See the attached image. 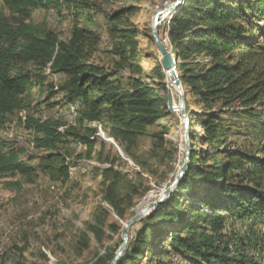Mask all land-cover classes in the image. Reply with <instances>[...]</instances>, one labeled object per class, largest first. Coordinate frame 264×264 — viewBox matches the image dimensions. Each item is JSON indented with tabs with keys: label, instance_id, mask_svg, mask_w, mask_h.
Returning <instances> with one entry per match:
<instances>
[{
	"label": "trees",
	"instance_id": "1",
	"mask_svg": "<svg viewBox=\"0 0 264 264\" xmlns=\"http://www.w3.org/2000/svg\"><path fill=\"white\" fill-rule=\"evenodd\" d=\"M2 1L9 16L0 11V124L5 115L25 109V95L48 74L66 80L56 91L50 86L46 101L63 93L66 103L81 106L79 116L86 127L61 131L50 120L26 118L24 127L41 152L37 166L28 165L12 144L0 141V179L18 176L33 183L42 175L67 184L63 145L71 138L85 146L77 159L94 156L108 165L96 169L103 201L123 219L132 196L121 191L122 174L114 169L117 159L96 151L97 131L87 124L102 127L132 160L144 137L166 152L164 138L169 134L167 127L148 133L169 115L166 99L158 94L165 75L158 66L159 82L146 81L151 77L140 65L139 31L121 20L131 10L110 17L113 62L105 67L94 61L100 42L95 31L76 24L69 39L61 41L31 21L33 10L48 8L44 0ZM166 34L180 61L191 121L203 133L190 132L189 162L177 191L142 221L116 264H170L160 258L170 253L180 264H261L245 254L261 253L264 239L259 232L245 243L222 232L233 219L264 227V0H185L169 17ZM241 136L258 143L240 146ZM201 146L208 150L200 151ZM233 241L235 255L229 248ZM78 244L80 250L88 248L85 236ZM113 258L114 253L94 264H111Z\"/></svg>",
	"mask_w": 264,
	"mask_h": 264
},
{
	"label": "rangeland",
	"instance_id": "2",
	"mask_svg": "<svg viewBox=\"0 0 264 264\" xmlns=\"http://www.w3.org/2000/svg\"><path fill=\"white\" fill-rule=\"evenodd\" d=\"M175 1L44 0V3H48V8L33 10L31 21L54 32L61 41L69 39L71 29L76 24L95 31L99 35L100 42L94 61L99 65L111 67L112 42L108 34L110 17L130 9V12L122 15L121 20L139 31L140 65L145 75L151 77L146 81L155 84L159 82L155 70L156 67H161V56L151 35L153 17ZM0 11L5 16H9V11L4 7L2 0H0ZM168 20L169 17L161 20L157 32L159 39L172 53L166 34ZM179 62L178 60V65ZM162 73L165 75L162 81L164 89H160L158 94L166 99V105L167 98H171L172 110L168 111V117L149 128L148 133H156L161 127L169 129V134L164 138L168 143L166 152L155 149L151 138L144 137L134 150L136 159L132 160L112 139V142L108 141L110 138L107 131L96 125L94 128L95 123L87 124L97 131L94 135L98 143L96 151L100 149L103 154H110L117 159L114 169L122 174L121 191L132 196V207L126 211L125 217L123 219L116 217L112 209L103 201V186L96 169H104L108 165L100 164L94 156L89 160L85 156L77 159V155L84 152L85 146L69 138L63 145L69 165L67 184L52 182L42 175L33 183H28L18 176L0 179V264H94L107 255L114 253L115 257L120 249H126L128 239L140 228L142 221L154 211L156 203L166 202L171 193L177 191L186 171V169L183 171V168H187L189 162L190 132L195 131L201 135L203 131L191 121L189 115L191 104L186 105L189 103V100L186 102L185 99L186 90L181 88L183 104L179 109V94L169 85L167 73L163 71ZM121 75L127 76L125 73ZM65 80L66 78L62 76L48 74L43 83L36 80V85L24 97L25 109L12 115H5L0 124V141L9 142L20 150L21 158L32 167L37 166L41 152L34 147L32 132L24 127L23 121L26 118L43 122L50 120L59 124L63 130L73 127L83 131L86 127L81 124L79 116L81 106L74 108L76 102L66 103L64 98H59L60 93L46 101L50 86L56 91ZM182 114L188 121L187 142ZM237 142L240 146L246 147L257 144L258 140L250 136H241ZM171 150L174 151L172 157ZM199 150L207 151L208 148L201 146ZM149 195L152 196L151 202H153L150 209L142 216L137 215L136 209ZM133 219L135 220L131 222ZM225 224V231L222 233L226 237L234 234L233 240L239 238L244 243L246 239L253 240L263 229V227L252 228L250 221L238 219ZM112 227L115 229L112 230ZM92 228H96L99 234ZM84 236L88 241V248L80 250L78 243ZM231 243L229 244L233 246V250L230 252L235 255V242ZM165 247L169 251V245L166 244ZM251 247L249 244L247 248ZM245 254L264 264V247L261 253ZM173 255L170 253L160 258L168 260L170 264H180ZM153 259L151 257L150 261H154Z\"/></svg>",
	"mask_w": 264,
	"mask_h": 264
},
{
	"label": "water",
	"instance_id": "3",
	"mask_svg": "<svg viewBox=\"0 0 264 264\" xmlns=\"http://www.w3.org/2000/svg\"><path fill=\"white\" fill-rule=\"evenodd\" d=\"M184 1L185 0H176L173 4H171L167 8H164V9L158 11L153 17L152 29H151V35H152L153 42H154V44L158 50L159 55L161 56L160 65H161L162 71L168 72V74L174 78L176 85L179 86L181 106L183 104V99H182L183 93H182V89H181L182 83H181L179 75L177 73L178 55L172 54L170 51L167 50V48L164 46V42L161 41L158 37L157 27L163 18L170 17L174 13L176 8L180 5H182L184 3ZM167 108H168V111L172 110V100L170 97L167 98ZM182 112L184 113L183 109H182ZM182 117H183V128L185 129V140L187 142L188 121H187L184 114H182ZM185 169L186 168L184 167L183 171ZM180 175H181V173L179 174V176ZM179 176H178V178H179ZM176 182L177 181H175V184H176ZM159 204H160V202H159ZM156 205H158V202L156 203ZM135 219H133L131 222H133ZM123 250L124 249H120V252L117 253V255L112 260L111 264H116L118 259L121 257V254L124 253Z\"/></svg>",
	"mask_w": 264,
	"mask_h": 264
},
{
	"label": "bare ground",
	"instance_id": "4",
	"mask_svg": "<svg viewBox=\"0 0 264 264\" xmlns=\"http://www.w3.org/2000/svg\"><path fill=\"white\" fill-rule=\"evenodd\" d=\"M178 65V64H177ZM165 73H167V76L169 77L168 78V83H169V85H171L172 87V89H173V91L174 92H176V93H178L179 94V103H178V107H179V109L181 108V102H180V90H179V86L178 85H176V83H175V81H174V78L173 77H171L169 74H168V72H165ZM58 96V95H57ZM59 98L60 99H62V98H64V95H63V93H60L59 94ZM76 105V106H75ZM74 105V108H77L78 107V104L76 103ZM73 114H75V111H73ZM60 130L62 131L63 129H61L60 128ZM100 132H101V134H103V132L100 130ZM108 141H111L112 142V140L111 139H109ZM120 154H121V152H120ZM164 190H166V189H164ZM154 196V195H153ZM155 200V199H154ZM152 201V196L151 195H149L148 197H146L144 200H143V202L140 204V206L136 209V213H137V215H139V216H142V215H144V214H146L147 212H148V210L150 209V206L152 205V203L153 202H151ZM225 231V230H224ZM243 234H245V233H243ZM261 236L264 238V227H263V229H262V231H261ZM235 245V244H234ZM229 248L231 249V250H233V246H229ZM253 258V257H252Z\"/></svg>",
	"mask_w": 264,
	"mask_h": 264
},
{
	"label": "built area",
	"instance_id": "5",
	"mask_svg": "<svg viewBox=\"0 0 264 264\" xmlns=\"http://www.w3.org/2000/svg\"><path fill=\"white\" fill-rule=\"evenodd\" d=\"M69 120H72V119H69Z\"/></svg>",
	"mask_w": 264,
	"mask_h": 264
},
{
	"label": "crops",
	"instance_id": "6",
	"mask_svg": "<svg viewBox=\"0 0 264 264\" xmlns=\"http://www.w3.org/2000/svg\"><path fill=\"white\" fill-rule=\"evenodd\" d=\"M78 104V103H77ZM79 105V104H78Z\"/></svg>",
	"mask_w": 264,
	"mask_h": 264
}]
</instances>
